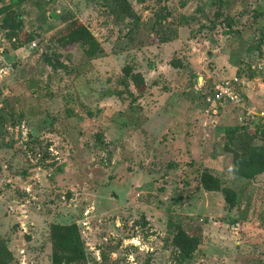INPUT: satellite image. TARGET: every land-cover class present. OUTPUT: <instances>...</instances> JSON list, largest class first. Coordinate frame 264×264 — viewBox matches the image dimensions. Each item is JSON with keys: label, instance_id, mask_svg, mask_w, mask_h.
Here are the masks:
<instances>
[{"label": "rangeland", "instance_id": "obj_1", "mask_svg": "<svg viewBox=\"0 0 264 264\" xmlns=\"http://www.w3.org/2000/svg\"><path fill=\"white\" fill-rule=\"evenodd\" d=\"M12 10L0 16V264H54V226L70 224L74 264H264V173L231 175L239 150L225 137L264 128V0ZM71 21L100 54L63 47ZM234 76L242 105L215 113L212 86Z\"/></svg>", "mask_w": 264, "mask_h": 264}, {"label": "trees", "instance_id": "obj_2", "mask_svg": "<svg viewBox=\"0 0 264 264\" xmlns=\"http://www.w3.org/2000/svg\"><path fill=\"white\" fill-rule=\"evenodd\" d=\"M2 1V0H1ZM23 0H10L8 4L0 6V16L3 15V23L13 22L12 16L8 14L13 7H17ZM13 11V10H12ZM13 27L16 24H12ZM66 36L64 35L63 47L78 46L86 61L96 57L101 53L102 48L97 39L92 35L89 28L76 21H71L67 25ZM63 65H60V67ZM226 147L236 146L238 153L234 157V165L231 175L244 179H254L264 173V128L259 125L254 127L231 126L225 128ZM225 202L229 207L236 205L238 194L231 188H223ZM53 237L56 250L65 251L64 255H55L54 264L78 263L84 257L81 246V239L75 224L55 225ZM10 252L3 242H0V263L9 259Z\"/></svg>", "mask_w": 264, "mask_h": 264}, {"label": "built area", "instance_id": "obj_3", "mask_svg": "<svg viewBox=\"0 0 264 264\" xmlns=\"http://www.w3.org/2000/svg\"><path fill=\"white\" fill-rule=\"evenodd\" d=\"M244 84V80L234 76L226 78L214 83L211 88L208 101L213 103L214 112L217 113L219 108L227 102L233 103L237 106L242 105L243 95L240 93V86ZM212 108V109H213Z\"/></svg>", "mask_w": 264, "mask_h": 264}, {"label": "crops", "instance_id": "obj_4", "mask_svg": "<svg viewBox=\"0 0 264 264\" xmlns=\"http://www.w3.org/2000/svg\"><path fill=\"white\" fill-rule=\"evenodd\" d=\"M220 112V111H219Z\"/></svg>", "mask_w": 264, "mask_h": 264}]
</instances>
